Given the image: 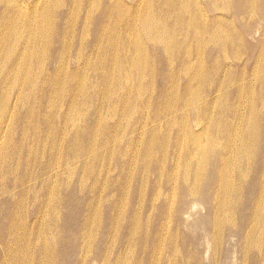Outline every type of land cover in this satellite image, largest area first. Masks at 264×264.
Masks as SVG:
<instances>
[{
	"label": "bare ground",
	"instance_id": "6f19581e",
	"mask_svg": "<svg viewBox=\"0 0 264 264\" xmlns=\"http://www.w3.org/2000/svg\"><path fill=\"white\" fill-rule=\"evenodd\" d=\"M61 1L0 0V63L10 62L0 74V208L6 211L0 213L6 218L10 216L13 223H8V230L15 235L12 240L4 236L5 224L0 221V242L11 245L17 238L22 241L10 255L33 253L42 257L39 240L45 230L46 217L51 213L53 222L56 221V106L53 105L56 80L49 76H62L61 82L67 79L69 86L72 81L76 83L65 112L82 116L80 121L79 117L67 116L72 129L81 123L86 111L78 110L77 105H86L96 97L87 86L91 73L95 77L91 87L94 90L97 83H104L106 88L116 87L121 74L140 81H154V69L167 74L168 69L174 67L171 78L181 77L183 81L178 89L174 86L167 93L176 95L178 92L180 102L201 103L202 111L195 118L207 124L211 117L209 127L213 131L208 133L207 144L197 145V137L200 139L208 132L207 127L190 130L191 140L188 138L187 143L192 148L188 150L182 145L178 147L175 138L173 146L178 148L175 155L178 158L172 167L175 178L177 173L180 175V183L174 181L173 185L166 186L168 191L155 233L162 226L165 235L170 228L172 233H179L181 228L188 227L191 211L202 204L205 214L196 215L192 225L204 221L210 230L199 237L183 233L181 255L175 257L174 264H198L199 255L206 249L210 251V264H219L221 259L228 258L233 237L236 238L235 243L232 242L234 256L239 264H248L249 260L252 264H264V0H243V4L241 0H132L126 21L119 18L124 9L118 4L106 16V21L115 27L103 34L104 43L94 55L85 52L83 35L108 30L107 23L101 21L105 13L100 11L98 18L96 15L102 0H83V3L65 0L64 6L70 2L67 10L60 7ZM152 8L162 22L154 20ZM241 14L247 15V19L258 18L262 23L261 31L256 21L242 24L245 17ZM120 22L121 27L122 22L128 27L129 38L118 29ZM10 23L12 27H8ZM59 24L66 28L57 30ZM68 26H78V32ZM140 28L141 43L134 36ZM51 30L67 38L70 45L76 44L79 53L75 52L70 58L63 48L56 50L60 39ZM168 30L179 31L176 49L169 46L172 38ZM104 46L109 53L104 52ZM90 55L97 61L90 63ZM84 56L86 60L80 68L76 60ZM243 59H246L245 65L238 69V62ZM48 62H52L50 68H47ZM247 62L252 64L250 69L246 68ZM86 65L91 70H86ZM40 70L45 76H38ZM209 79L201 100L199 89ZM229 83L235 85L234 90H226L224 102L219 103L221 91ZM213 84L217 87L213 88ZM158 86L165 92L164 82ZM124 88L129 89L130 85ZM132 91L122 93L129 96ZM156 102L159 103L157 97ZM161 102L165 111L153 113L154 118L150 113L151 119L161 122L160 129L172 124L173 115L169 112L178 110L177 113L187 117L181 104ZM142 130L143 126L138 134ZM106 133V140L112 137L110 142H116L112 132ZM77 135L75 133L71 140L80 139ZM218 136L221 142L216 140ZM9 160L14 163L13 175L21 169L24 174L12 188L5 189L4 178L8 180L10 176ZM151 161H148L149 168ZM156 163L163 167L164 160L158 155ZM230 167L233 168L231 173ZM191 173L196 177V188L189 185ZM205 173L204 179L200 175ZM157 182L155 180L154 185ZM28 197L40 201L33 211L34 229L24 217ZM18 198L15 213L4 208V202H15ZM169 242H174L172 237ZM161 253L157 255L159 263ZM43 262L40 259L36 264ZM163 262L165 264V259Z\"/></svg>",
	"mask_w": 264,
	"mask_h": 264
},
{
	"label": "rangeland",
	"instance_id": "374dc122",
	"mask_svg": "<svg viewBox=\"0 0 264 264\" xmlns=\"http://www.w3.org/2000/svg\"><path fill=\"white\" fill-rule=\"evenodd\" d=\"M131 1L102 0L99 9L96 10V15L98 18L100 11L105 13L101 21L107 23L108 30H99L100 34L97 35H83L86 53L94 55L98 47L104 43L103 34L109 33V29L115 27L113 23L106 21L107 13H111V9L115 5L121 4L124 13L120 12L119 18L126 21L129 17ZM64 2L65 0L61 1L60 7L67 10L70 7V2H67L66 6H64ZM78 2L83 3V0H78ZM241 3L243 4V0ZM151 15L154 20L162 22L153 8ZM246 16L241 14V17H245V20L241 21L242 24L248 25L252 21H256L259 23L257 29L261 31L262 23L258 18L247 19ZM77 20L80 18L78 17ZM8 27H12V24H8ZM169 27L174 28V26ZM56 28L63 31L66 27L64 24H59ZM68 28L78 32V26L75 28L68 26ZM118 29L122 34H127L129 38L125 22H122V27L120 22ZM51 31L56 33V30ZM169 33L172 35L167 33L172 38L169 46L176 49L175 41L180 37L179 31L176 33L169 31ZM142 34L141 28L139 32L134 33L140 43ZM56 38L60 39V43L56 42V50L58 47L63 48L68 51L70 58H73L75 52L79 53L76 44L70 45L63 35L56 33ZM242 43L244 42L242 41ZM145 44L149 43L145 41ZM192 47L194 48L195 44H192ZM104 49H106V51L103 50L105 53L110 52L105 46ZM93 55H90L91 59L87 58L90 59V63L97 61ZM140 57L137 59H141ZM65 60H69V58L65 57ZM85 60L86 56L76 60L80 68L83 67ZM219 60H222L221 56ZM245 62L246 59L240 60L238 69L242 68ZM9 64L10 62L0 63V74L8 68ZM51 65L52 62H48L47 68H50ZM251 65L250 62H247L246 68L250 69ZM173 69L174 67L168 69L167 74L154 69L156 74L154 81H140L121 74L117 78L116 87L106 88L104 83L102 85L97 83L94 90L91 87L94 85L95 77L91 73L87 86L90 87L89 92L95 94L96 97L93 96L86 105L84 103L77 105L78 110L86 111L81 123L76 124L72 129L67 116L79 117V121L82 116V114L78 116L76 112H70V114L65 112L70 102V95L76 89H72L76 87V83L72 81L69 86L67 79L61 82L62 76H56V78L49 76L51 80H56V99L53 104L56 106V221L53 222L51 213L46 217L45 230L39 240L42 257L33 253H16L11 256L10 254L15 251L16 247L22 244V241L19 242L17 238L11 245L0 242V251H2L0 252V264H36L40 259L44 260L43 264H164L163 259H165V264H174L175 257L181 255L180 243L183 233H187L191 237H199L210 230V226L203 220L204 224L198 222L196 225H192L196 215L203 216L205 214V208L200 204L191 211V216L187 220L188 227L181 228L179 233H172L173 229L170 228L169 234L165 235L163 226L155 233L163 212L162 202L168 191L166 186L173 185L174 181L178 185L180 183L181 177L177 173L175 178L172 167L178 158L175 156L178 148L173 146L175 138L178 140V147L182 145L188 150L192 148V145L187 143L188 138L191 140L190 130L207 127L208 132L202 134L200 139L197 137V145L207 144L208 133L212 134L213 131L211 126L209 127L211 117L207 124H204L205 120L195 118L202 111L201 103L192 105L189 101L180 102L177 97L178 92H175L176 95L167 93L174 86L175 89H178L183 81L181 77L171 78L173 75L170 76V73ZM86 70H91V67L86 65ZM44 74L45 72L40 70L38 76L43 77ZM210 80L204 82L199 89L201 100L204 96V89ZM161 82L166 84V90L163 93L158 86ZM126 84L130 85L129 89L124 88ZM212 87L216 88L217 85L213 84ZM234 87L235 85L231 83L225 85L218 102H224L225 91L230 92V90H234ZM125 90L133 91L129 96H126L122 93ZM149 96L150 102L148 103ZM156 97L159 103H155ZM160 99L163 102L167 100V103L175 101L176 105L181 104L187 117L177 113L178 110L172 113L168 111L169 115H173L172 124L160 129L161 122L156 118H150V113L154 118L153 113L161 114L165 111L162 107L164 103ZM142 126L143 130L138 134ZM78 127L83 128L79 129ZM107 131L112 132L116 137V142H110L112 137L106 140ZM75 133L80 139L71 140ZM221 137L223 138L222 135ZM216 140L221 142L219 136ZM79 148L80 152H78ZM146 148L147 151H145ZM217 148L219 150V146ZM158 155L164 160L163 167L155 164ZM150 160H152L151 168L148 167ZM7 166L10 169V176L8 180L4 178L5 189L12 188L13 184L24 174L22 169L16 175L12 174L11 170L14 169L12 160H9ZM229 171L231 173L233 168L230 167ZM200 176H204L205 179L206 173ZM155 180L158 181L156 185H154ZM189 185L196 188V177L192 173L189 174ZM20 188L21 186L16 188V194H19ZM220 188L224 187L220 186ZM144 189H146L145 193ZM29 198L24 206V217L34 229L36 226L33 222V211H36L40 201ZM19 199L15 202H4V208L9 211L13 210L15 213L19 206ZM48 209L50 210L49 207ZM0 211L6 213L3 208H0ZM0 221L5 224L4 236L12 240L15 235L8 230L10 216L6 218L0 213ZM16 221L19 222L17 219ZM170 237L173 238V243L169 242ZM230 240L235 243L236 238L233 237ZM232 242L229 244L231 251L228 258L221 259L219 264H239V259L234 256L236 253ZM159 252H162L160 263L158 261ZM209 253L210 251L206 249L199 255L200 264H210ZM187 256L188 254H186ZM176 264L183 263L176 262ZM248 264H252L250 260Z\"/></svg>",
	"mask_w": 264,
	"mask_h": 264
}]
</instances>
